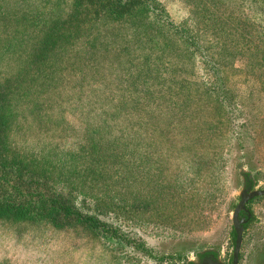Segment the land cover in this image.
Instances as JSON below:
<instances>
[{
  "label": "rangeland",
  "instance_id": "obj_1",
  "mask_svg": "<svg viewBox=\"0 0 264 264\" xmlns=\"http://www.w3.org/2000/svg\"><path fill=\"white\" fill-rule=\"evenodd\" d=\"M155 1L192 38L176 57L183 88L153 85L142 65L157 53L147 60L123 20H84L42 48L44 25L72 1L0 0L8 157L51 171L81 211L112 226L0 219V264H164L185 243L226 235L240 153L264 179V0ZM257 212L264 219V198Z\"/></svg>",
  "mask_w": 264,
  "mask_h": 264
},
{
  "label": "trees",
  "instance_id": "obj_2",
  "mask_svg": "<svg viewBox=\"0 0 264 264\" xmlns=\"http://www.w3.org/2000/svg\"><path fill=\"white\" fill-rule=\"evenodd\" d=\"M71 11L66 15L44 25L41 47L57 46L61 40H66L72 34H79L85 28L84 20L110 18L123 20L135 27L137 43L147 50L145 58H150V50H155L158 56L154 66L144 62L143 71L155 81L153 85L160 86L167 81L172 88H183L185 83L177 79L181 65L176 62L178 56L185 55V48L181 45L182 38L192 39L185 23L177 24L171 20L169 14L155 0H71ZM163 37V38H162ZM146 39L147 42H144ZM155 44H151V41ZM43 45V46H42ZM195 45H198L197 43ZM199 47V46H198ZM46 54H38V59H46ZM42 57V58H41ZM177 57V58H176ZM182 58V57H181ZM207 64L216 63L210 55ZM217 63L215 64V68ZM217 72V71H216ZM164 74H168L164 79ZM215 82L221 87L223 82ZM195 88L202 85L194 80ZM146 86H151L147 85ZM182 86V87H181ZM214 88V87H213ZM0 91V219L5 223L13 221H28L39 225L55 228H68L80 224L83 228L94 229L102 234L110 231V226L97 216H92L77 206L72 192H63V187L51 171L39 169L32 163H26L18 158H9L7 154L6 137L8 131L7 118ZM127 109L135 111L132 106ZM13 159V160H12ZM58 181V182H57ZM117 232H113V234Z\"/></svg>",
  "mask_w": 264,
  "mask_h": 264
},
{
  "label": "flooded vegetation",
  "instance_id": "obj_3",
  "mask_svg": "<svg viewBox=\"0 0 264 264\" xmlns=\"http://www.w3.org/2000/svg\"><path fill=\"white\" fill-rule=\"evenodd\" d=\"M235 196L229 210L230 222L226 235L215 244L212 242L185 243L179 246L164 264H243L242 255L248 264H264V219L257 212V203L264 194H253L264 190L258 167L240 153L235 164ZM263 183V184H262ZM238 230L240 241L235 261Z\"/></svg>",
  "mask_w": 264,
  "mask_h": 264
},
{
  "label": "water",
  "instance_id": "obj_4",
  "mask_svg": "<svg viewBox=\"0 0 264 264\" xmlns=\"http://www.w3.org/2000/svg\"><path fill=\"white\" fill-rule=\"evenodd\" d=\"M253 194H264V190H256V191H254ZM240 233H241L240 230H238L237 245H236V249H235V252H234L235 261L237 259V253H238V248H239ZM217 264H220V263L217 262Z\"/></svg>",
  "mask_w": 264,
  "mask_h": 264
}]
</instances>
